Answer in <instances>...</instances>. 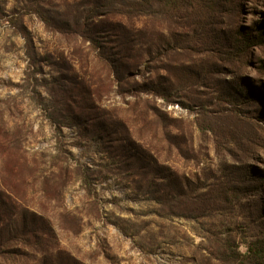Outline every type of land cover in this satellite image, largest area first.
I'll return each instance as SVG.
<instances>
[{
    "label": "rangeland",
    "instance_id": "374dc122",
    "mask_svg": "<svg viewBox=\"0 0 264 264\" xmlns=\"http://www.w3.org/2000/svg\"><path fill=\"white\" fill-rule=\"evenodd\" d=\"M158 1L0 0V264H264V0Z\"/></svg>",
    "mask_w": 264,
    "mask_h": 264
},
{
    "label": "trees",
    "instance_id": "16d2710c",
    "mask_svg": "<svg viewBox=\"0 0 264 264\" xmlns=\"http://www.w3.org/2000/svg\"><path fill=\"white\" fill-rule=\"evenodd\" d=\"M158 2H163L167 6L169 14H172V15L177 14L179 7L181 8L183 6L188 7V5L189 6L195 5L196 9L194 11H192V13L194 16L200 15L202 17L201 21H199L198 24H199L200 28L205 32V27L208 24H210V23L207 24L206 20L211 17V16L208 17L207 13H205L206 8L209 9L213 5V9H214L215 6H219V4L222 2V0H160ZM209 11H211V10H209ZM209 11H207V12H209ZM39 15L45 21V23L52 26L51 25L52 22H51L50 18L46 17L45 14H42V13H39ZM205 23H206V25H205ZM204 36H201V37H199V39H196L198 44L202 47H204V45L209 44V46L211 48H212V46L214 48H217V47L219 48L223 44V43H220L221 37H220V34H218V33H216L215 35H210L211 37L208 36L207 38ZM172 39H173V41H175V43H179V44L186 42V48H188V49L190 48L188 46L192 43V41H194L192 38H189V36H188V38H186L185 36H183V38L174 36V38H172ZM216 45H217V47H216ZM247 48H248L247 44L242 42V45H240L239 47L237 46L235 49H238V51L241 53L244 50L246 51ZM234 60H236V59H234ZM195 64H197V63H195ZM192 69L202 71L203 67L196 65L194 67L182 68L181 70L178 71V73L175 74V78H178L179 80L183 79V82H181L182 86H188L189 82H191V79H193L194 75L199 76L196 74L197 71L192 72L191 71ZM162 89H163L162 87L157 86V87H154L152 90H154L155 92H160L159 94L164 96L165 94L161 92ZM149 90H151V89H149ZM56 128H57V132H59V133L62 132V130H61L62 126L60 124H57ZM62 151L64 153H66L65 150H62ZM81 179L85 183L88 192H91L92 191V187H91L92 173L89 171H86L84 169L83 170L81 169ZM47 190H49V189H47ZM157 200L160 204L164 205V203L161 199H157ZM177 206L179 207V205H177ZM41 220L46 222L43 218H41ZM248 250H249L248 251L249 256L250 255L251 256H257V257L260 256V258L264 259V244L262 246H259V245L254 246L253 244L249 245Z\"/></svg>",
    "mask_w": 264,
    "mask_h": 264
}]
</instances>
